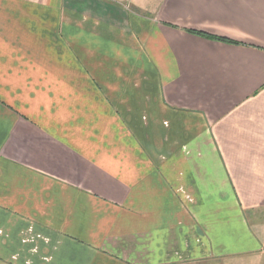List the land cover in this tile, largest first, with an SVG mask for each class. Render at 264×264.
<instances>
[{
	"label": "crops",
	"instance_id": "1",
	"mask_svg": "<svg viewBox=\"0 0 264 264\" xmlns=\"http://www.w3.org/2000/svg\"><path fill=\"white\" fill-rule=\"evenodd\" d=\"M0 264H264V0H0Z\"/></svg>",
	"mask_w": 264,
	"mask_h": 264
},
{
	"label": "rangeland",
	"instance_id": "2",
	"mask_svg": "<svg viewBox=\"0 0 264 264\" xmlns=\"http://www.w3.org/2000/svg\"><path fill=\"white\" fill-rule=\"evenodd\" d=\"M123 80L124 81H126V82H128L129 83V81H131V79H129V78H123ZM126 82H124V83H126ZM33 235V233L32 232H30L27 236V238H29V239H33L32 240V242L30 243L31 245H34V243L36 242V239H35V237H31ZM38 239V238H37Z\"/></svg>",
	"mask_w": 264,
	"mask_h": 264
}]
</instances>
